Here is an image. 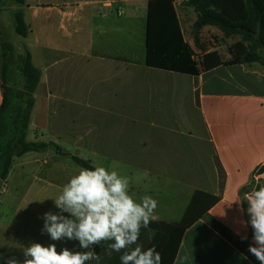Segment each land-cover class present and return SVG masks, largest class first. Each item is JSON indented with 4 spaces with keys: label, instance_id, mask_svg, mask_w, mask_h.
<instances>
[{
    "label": "crops",
    "instance_id": "crops-1",
    "mask_svg": "<svg viewBox=\"0 0 264 264\" xmlns=\"http://www.w3.org/2000/svg\"><path fill=\"white\" fill-rule=\"evenodd\" d=\"M149 1L26 0L25 21L31 33L25 47L41 70L33 112L42 89L46 99L41 105L48 111L43 124L33 123L31 117L28 135L33 132L38 139L48 131L45 142L54 146L14 158L8 177L0 180V264L13 257L23 261V249L33 242L54 243L58 252L92 250L100 256L86 264H121L122 252L108 255L111 242L83 249L78 240L53 241L42 231L44 214L60 212L53 199L78 173L69 163L74 155L94 167L106 163L108 170L127 176L129 193L137 201L145 195L156 199L151 223H179L197 191L221 196L183 233L171 262L168 241L162 264H260L248 250L253 242L250 218L242 202L233 201H241L239 191L264 165V89L252 90L246 83L254 76L255 87L263 88L264 69L228 65L190 76L148 67ZM183 5L175 9L184 35L189 9L195 10ZM118 9L123 14L117 15ZM3 11L0 5V20ZM187 105L197 110L212 146L210 172L193 165V143L200 137L192 128H183ZM259 179L264 180V174ZM185 188L189 196L181 204L168 197V191L178 194ZM160 235L150 226L142 228L138 244L146 250Z\"/></svg>",
    "mask_w": 264,
    "mask_h": 264
},
{
    "label": "trees",
    "instance_id": "trees-1",
    "mask_svg": "<svg viewBox=\"0 0 264 264\" xmlns=\"http://www.w3.org/2000/svg\"><path fill=\"white\" fill-rule=\"evenodd\" d=\"M18 10L13 15V28L17 35L26 38L31 33L25 21L26 0H14ZM197 13L193 24L195 35L205 27H215L226 38L240 36L241 40L229 49L230 59L226 60L218 51L205 50L195 37V46L202 50L196 60L194 49L184 39L176 13L174 0H150L148 3L146 33V65L148 67L199 76L221 66L260 64L264 67V0H189L186 3ZM1 49L3 65L1 69L2 103L0 105V180H5L14 162L30 152H43L54 145L47 142H29L32 113L36 103L35 93L41 81V70L32 60L31 53L15 56L14 47L5 41ZM72 160L81 168L92 169L90 161L73 156ZM221 186L224 171L219 166ZM264 174V165L258 167L251 179L239 191L243 208L247 214L246 194L264 186V180L257 177ZM221 200L206 192L197 191L179 223H151L150 227L161 232L157 244L158 252L170 241L169 261L175 256L176 248L183 233L201 220ZM232 241L235 237L228 234Z\"/></svg>",
    "mask_w": 264,
    "mask_h": 264
},
{
    "label": "clouds",
    "instance_id": "clouds-1",
    "mask_svg": "<svg viewBox=\"0 0 264 264\" xmlns=\"http://www.w3.org/2000/svg\"><path fill=\"white\" fill-rule=\"evenodd\" d=\"M129 187V178L115 170L104 166L80 169L53 199L60 212L44 214L42 231L53 241L78 240L83 249L111 242L107 244L108 255L122 252L121 264H162L161 253L155 246L145 250L138 244L141 229L155 219L158 201L150 195L137 201L130 195ZM245 200L250 218L247 223L253 230V242L248 250L264 264V186L246 194ZM23 253V261L13 257L6 264H86L100 259L92 250L73 252L63 248L58 252L54 243L44 246L33 242Z\"/></svg>",
    "mask_w": 264,
    "mask_h": 264
},
{
    "label": "rangeland",
    "instance_id": "rangeland-1",
    "mask_svg": "<svg viewBox=\"0 0 264 264\" xmlns=\"http://www.w3.org/2000/svg\"><path fill=\"white\" fill-rule=\"evenodd\" d=\"M0 1H1L0 5H2V7L4 8L3 16L1 17V20H0V32L3 31L6 34L4 38L5 41L13 45L15 56L18 54H22L24 53V49L26 48L25 38L17 35L13 28L14 11H12L11 8H12V5H16V4L14 0H0ZM183 4H185L183 5L185 8L189 7L188 5H186V3H183ZM189 10L191 11L189 14V20L187 23L186 22L183 23L184 35H185L186 42L189 43L195 51L196 60H198L197 56H200L202 53V50L195 46L194 39L196 36L199 39V43L205 50L218 51L224 57V59L226 60L230 59L231 56L229 55V49L235 43L239 42L241 40V37L232 36L230 38H226L220 30H218L215 27H210V26L205 27L198 35L197 34L195 35L193 24L196 20L197 14H195V12H193L192 9H189ZM0 39L2 41L3 37L1 36ZM138 41H139V47H141L142 40L140 37ZM1 52H3L2 49H1ZM2 61L3 60L0 59L1 64H2ZM255 65L264 69V67L261 66L260 64H255ZM221 73L222 72H219V74ZM250 77L251 79H248L246 82L248 84L247 87L252 90L259 89L260 91H262L264 87L263 88L255 87V85L253 84V80H254L253 78L255 77L254 76H250ZM42 91L40 92L41 94H39L38 96L39 104L37 105L35 111L32 113V120H33V123L35 124H43L45 122V115L46 114L48 115L46 106L41 105L42 102L46 99ZM182 120L185 123V125L183 126L184 129L188 130V128L190 127L193 129L192 131L196 132V134H198V136L200 137V139H196L193 143V149H194V152H192L193 165L196 167H200L202 171L210 172L214 167L212 159H211L213 149H212L211 144L208 142L206 129L203 125V122L199 118L197 110H194V109L192 110L190 109L189 105H187L186 112H185V115L182 117ZM27 137H28L27 140L29 142H45L49 140L48 131L42 132V136H40L38 139L36 138L33 132H31ZM74 156L82 158L81 155H74ZM63 161H67L65 157L63 158ZM69 163L74 165L75 169H77L78 171L82 169L76 163L74 162L72 163V161ZM99 165L104 166L105 168L108 169V164L106 163L104 164L101 163ZM167 194L169 198L171 197V199L178 198L180 200V204H181L182 199L187 200L189 196L187 188H185L184 191L180 189L178 194L173 192V190L168 191ZM186 203L187 202L185 201L184 207L186 206ZM180 214H182L181 208H180Z\"/></svg>",
    "mask_w": 264,
    "mask_h": 264
},
{
    "label": "built area",
    "instance_id": "built-area-1",
    "mask_svg": "<svg viewBox=\"0 0 264 264\" xmlns=\"http://www.w3.org/2000/svg\"><path fill=\"white\" fill-rule=\"evenodd\" d=\"M187 2H189V0H174V5H175V7H179V6H181L183 3H187ZM116 14H117V15H121V14H123V11H122L121 9H118V10L116 11ZM3 192H6V187H4Z\"/></svg>",
    "mask_w": 264,
    "mask_h": 264
}]
</instances>
